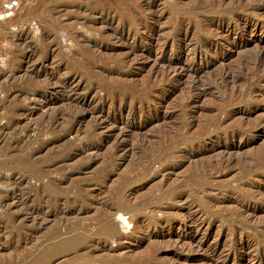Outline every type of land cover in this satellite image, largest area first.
<instances>
[{
	"label": "rangeland",
	"instance_id": "374dc122",
	"mask_svg": "<svg viewBox=\"0 0 264 264\" xmlns=\"http://www.w3.org/2000/svg\"><path fill=\"white\" fill-rule=\"evenodd\" d=\"M263 1L18 0L0 264H264Z\"/></svg>",
	"mask_w": 264,
	"mask_h": 264
},
{
	"label": "bare ground",
	"instance_id": "6f19581e",
	"mask_svg": "<svg viewBox=\"0 0 264 264\" xmlns=\"http://www.w3.org/2000/svg\"><path fill=\"white\" fill-rule=\"evenodd\" d=\"M215 1H218V0H215ZM264 2V1H263ZM211 7V6H210ZM261 15V14H260ZM214 19V18H213ZM259 20V19H258ZM239 25V24H238ZM235 26V25H234ZM241 26H244V28H242V32L244 33V32H248V31H250L251 32V34H252V38H251V40L250 41H256V42H258V41H260V40H262L263 38H262V36H260V35H256L257 33V31L258 30H261L262 31V29L264 28V22H262V20H261V22H258L257 23V21L252 25V28H250V29H248V26H246L245 24L244 25H241ZM235 28V27H234ZM237 29V28H236ZM237 30H239V29H237ZM216 33V32H215ZM243 33H241L240 35H236L237 37L236 38H234V39H232V37H231V39L229 40V43H230V47H231V49L232 48H234V47H236V46H239V45H246V44H248V42H250V41H246V39L245 38H242V34ZM237 34V33H236ZM233 35V34H232ZM216 36H217V34H216ZM224 37V36H223ZM234 37V36H233ZM220 38V37H219ZM224 39V38H223ZM227 40V39H226ZM228 41V40H227ZM216 44V43H215ZM218 44V43H217ZM228 44V43H227ZM222 45V44H221ZM220 47V46H219ZM223 50V49H222ZM259 50H261V49H259ZM225 52V51H224ZM222 53L221 55H224L225 53ZM215 55V54H214ZM220 54H216L215 56H213V58L216 60L217 58H218V56H219ZM230 74V73H229ZM229 74H228V72L227 71H224L223 72V77H226V76H229ZM221 75V76H222ZM226 79V78H225ZM228 79V78H227ZM200 95V94H199ZM192 226H194V227H196V229L198 230V229H200L201 227H203L204 225H205V223H204V221H202V220H199L198 222H194L193 221V223H190Z\"/></svg>",
	"mask_w": 264,
	"mask_h": 264
},
{
	"label": "built area",
	"instance_id": "2783aa9c",
	"mask_svg": "<svg viewBox=\"0 0 264 264\" xmlns=\"http://www.w3.org/2000/svg\"><path fill=\"white\" fill-rule=\"evenodd\" d=\"M18 0H0V22L10 18L16 11Z\"/></svg>",
	"mask_w": 264,
	"mask_h": 264
}]
</instances>
